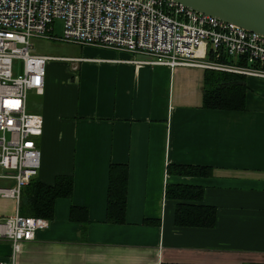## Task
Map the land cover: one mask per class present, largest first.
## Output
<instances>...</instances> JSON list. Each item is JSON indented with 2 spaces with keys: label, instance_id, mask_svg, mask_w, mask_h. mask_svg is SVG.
Masks as SVG:
<instances>
[{
  "label": "crops",
  "instance_id": "0c3cea01",
  "mask_svg": "<svg viewBox=\"0 0 264 264\" xmlns=\"http://www.w3.org/2000/svg\"><path fill=\"white\" fill-rule=\"evenodd\" d=\"M69 47L75 51L55 52L67 58L48 60L27 109L43 116L36 178L53 184L70 175L72 192L55 199L14 264H264V79H247L245 108H212L203 105L205 68ZM111 163L128 167L121 223L106 220ZM180 165L211 173L176 172ZM175 184L203 188L189 201L216 208L213 226L176 224L181 199L167 194ZM16 207L0 196V217ZM10 249L0 239L4 264Z\"/></svg>",
  "mask_w": 264,
  "mask_h": 264
},
{
  "label": "built area",
  "instance_id": "2783aa9c",
  "mask_svg": "<svg viewBox=\"0 0 264 264\" xmlns=\"http://www.w3.org/2000/svg\"><path fill=\"white\" fill-rule=\"evenodd\" d=\"M56 19L61 35L52 33ZM34 38L128 51L141 56L132 59L137 63L264 79V34L175 0H0V196L17 203L0 217V239L11 247L5 264H14L21 242L48 223L19 211L23 187L41 161L43 116L27 109V99L42 91L48 60L67 57L32 52Z\"/></svg>",
  "mask_w": 264,
  "mask_h": 264
},
{
  "label": "trees",
  "instance_id": "16d2710c",
  "mask_svg": "<svg viewBox=\"0 0 264 264\" xmlns=\"http://www.w3.org/2000/svg\"><path fill=\"white\" fill-rule=\"evenodd\" d=\"M203 105L212 108L243 109L246 104L248 82L244 75L207 69L205 72ZM176 172L188 174H210L211 168L202 165L173 166ZM128 167L125 163H111L109 167L108 200L106 220L121 223L125 220ZM73 179L70 175H58L53 184L32 178L22 190L19 211L51 218L54 201L58 196H70ZM201 186L175 184L167 187L170 197L181 199L177 202L175 222L178 225L213 226L216 208L212 205L193 203L189 200L201 197ZM75 206L71 216L74 218ZM86 218V211H85ZM87 219L84 220L86 222Z\"/></svg>",
  "mask_w": 264,
  "mask_h": 264
},
{
  "label": "water",
  "instance_id": "95a60500",
  "mask_svg": "<svg viewBox=\"0 0 264 264\" xmlns=\"http://www.w3.org/2000/svg\"><path fill=\"white\" fill-rule=\"evenodd\" d=\"M201 11L264 34V0H175Z\"/></svg>",
  "mask_w": 264,
  "mask_h": 264
},
{
  "label": "rangeland",
  "instance_id": "374dc122",
  "mask_svg": "<svg viewBox=\"0 0 264 264\" xmlns=\"http://www.w3.org/2000/svg\"><path fill=\"white\" fill-rule=\"evenodd\" d=\"M55 26L52 30L53 34L61 35L62 33V19L55 20ZM33 45L31 48L32 52L36 53H46V54H56L55 52L71 53L72 50L69 46L73 43L59 40H48L44 38H34L32 39ZM77 45V44H74ZM245 76V75H244ZM246 79H250V76H245Z\"/></svg>",
  "mask_w": 264,
  "mask_h": 264
}]
</instances>
